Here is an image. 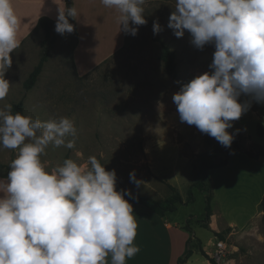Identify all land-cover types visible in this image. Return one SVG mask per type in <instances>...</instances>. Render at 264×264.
Segmentation results:
<instances>
[{
	"label": "rangeland",
	"instance_id": "374dc122",
	"mask_svg": "<svg viewBox=\"0 0 264 264\" xmlns=\"http://www.w3.org/2000/svg\"><path fill=\"white\" fill-rule=\"evenodd\" d=\"M144 9L147 24L139 26L136 36L120 31V25L116 23L119 14L114 10L112 21L107 19V13L95 15L98 18L94 28L96 34L90 36L88 27L84 28L86 24L81 27L76 37L81 49L91 45L107 49L124 37L117 52L83 77L75 74L71 59L74 31L61 35L55 31L54 24V45L35 84L25 92L22 82L39 59L44 37L40 28L31 33L11 54L12 66L5 78L12 85L7 97L0 101V108L12 105L25 95L24 115L42 121L60 117L74 121L77 129L75 147L49 145L42 156L48 168L62 164L66 158L83 164L89 156H96L106 170H115L117 190L128 189L137 195L166 200L172 194L168 183L185 200L189 185L201 179L195 168L196 155L201 152L212 154V151L205 145L203 133L194 125L180 121L172 97L184 84L211 71L209 65L215 49L213 45L197 49L191 43L190 33L185 31L182 38H177L167 27L175 0H146ZM154 21L162 26V31L155 35ZM161 43L175 53L177 76L174 79L168 77L159 59ZM248 99L241 96L240 102ZM228 131L242 136V149L264 148V104L252 101L250 109L234 121ZM146 143L181 147L178 152L183 157L175 161L169 157L170 161L165 165L172 171L161 173L168 181L153 172V165L159 168L164 161L150 157L145 150ZM15 155L13 150L0 147V164L11 163ZM230 158L226 171H208L213 181L211 204L220 223L233 221L237 225L214 231L209 218L207 226H203L205 223L200 220L203 218L204 194L195 188H192V202L177 204V209L168 214L180 223L179 227L187 237L191 233L184 226L192 230L189 247L195 251L188 264H196L202 259L196 251L197 246L206 254L210 252L215 237L227 242L225 264H264V206L260 204L258 211L255 207L264 188V156L259 160L242 150H234ZM7 172L6 168H0L1 174ZM132 172L140 181L138 186L130 180ZM212 220L214 225L215 217ZM229 232L232 234L227 236Z\"/></svg>",
	"mask_w": 264,
	"mask_h": 264
},
{
	"label": "clouds",
	"instance_id": "9594fccd",
	"mask_svg": "<svg viewBox=\"0 0 264 264\" xmlns=\"http://www.w3.org/2000/svg\"><path fill=\"white\" fill-rule=\"evenodd\" d=\"M118 15L120 31L136 36L147 24L146 0H100ZM76 7L58 9L55 31L72 33ZM21 21L13 0H0V101L9 94L5 78L11 54L20 47ZM167 27L177 38L185 31L203 50L214 46L211 71L173 94L181 122L230 148L228 129L251 107L264 104V0H175ZM162 31L153 22V33ZM241 96L249 97L243 103ZM237 132L239 130L237 129ZM77 129L68 117L42 121L0 108V147L13 150L6 178H0V264H127L140 247L134 243L138 224L133 205L117 190L115 170L96 156L80 164L66 158L46 167L49 145L75 147ZM72 137L73 139H69ZM130 180L140 184L135 173Z\"/></svg>",
	"mask_w": 264,
	"mask_h": 264
},
{
	"label": "crops",
	"instance_id": "0c3cea01",
	"mask_svg": "<svg viewBox=\"0 0 264 264\" xmlns=\"http://www.w3.org/2000/svg\"><path fill=\"white\" fill-rule=\"evenodd\" d=\"M13 4L16 10V14L21 21L20 30L18 33V39L21 41L20 46L27 39V37L31 35V33L39 29L37 23L40 18H47L49 20L56 22L59 7L61 8V10H63L65 6L76 7L78 11V16L76 17V20L70 18L74 25V33H75V41L73 44L74 47L72 46L73 48H71L73 50L71 59L73 62L74 72L78 77H83L87 75L97 66H99L101 63H103L107 58H109L111 55L117 52L123 44V39H124L123 36L122 39L119 40L116 45L108 46L107 49H104V46L103 49L100 47L98 49L96 46L93 45L81 49L80 44L76 42V37L79 31L81 30V27L84 26L85 24L86 26L84 28L88 27L90 36H92V34H96L97 29L94 28L96 26V23L98 22L97 21L98 18H95V15L97 13L100 14L107 13L106 14L107 19L111 21L113 20L114 18V15L112 14L113 10L105 8L100 3V0H70L69 5L67 4L66 0H13ZM116 23L119 24L118 22ZM180 148L181 147H179L178 144L160 143L154 145L153 143H146L145 150L147 151L149 156L156 160L164 161V165H161L159 167V168L162 167L160 172L158 170L159 168H155L154 165L152 168L153 172L161 176L162 179L167 180L163 178V176L166 173H170L172 169L169 170L165 165V163L170 161L169 157L173 161L183 157V154L178 152ZM151 150H158L160 152L152 153ZM168 150L170 151L169 153L165 152ZM260 157L258 156L255 159L260 160L261 159ZM152 158H150V162H152L153 160ZM230 159L231 158L228 159L226 165L219 168H213L210 170L216 171L218 169H222L226 171L227 168L230 166ZM161 173H165V174L161 175ZM6 176L7 174L0 173V178H6ZM210 179H211V183H213L211 177ZM263 195H264V188L262 189L261 196L255 202V207L257 208L256 211H258L260 207V202ZM129 203L133 205V211L134 214L136 215L138 228H137V236L134 243L140 247V252L134 258L129 259L127 261V264H177V258L184 251L185 240L187 239V235L184 233L182 227H179L181 226L180 223H178L168 215L161 217L142 205L133 202H129ZM213 217H215L214 225H212ZM209 224L211 226V229L214 231H219L226 227L233 228L232 226L237 225L236 222L233 221L220 223L219 216L218 214L215 213L213 208H212V214L210 216ZM231 234L232 232H229L227 236H230ZM190 257L187 259V261L184 264L189 263ZM110 260L111 257L109 256L108 257L109 264H110ZM196 264H212V263H210L208 259L202 256V259L197 260Z\"/></svg>",
	"mask_w": 264,
	"mask_h": 264
},
{
	"label": "trees",
	"instance_id": "16d2710c",
	"mask_svg": "<svg viewBox=\"0 0 264 264\" xmlns=\"http://www.w3.org/2000/svg\"><path fill=\"white\" fill-rule=\"evenodd\" d=\"M66 1L69 5L70 0ZM69 21L72 23V20L70 18ZM55 23L56 22L47 18H40L38 20L37 26L43 31L44 37L41 41L39 59L22 82V87L25 92L33 87L37 80V77L42 71L44 63L48 59L50 50L52 49L56 39L55 35L53 34V26ZM159 59L162 61L163 67L168 77H170L171 79L176 78L177 69L175 63V53L164 43H161ZM24 96L25 95H23L18 101L12 103L11 106L13 113L19 111L24 114ZM233 134L235 138L230 148L222 146L218 141L215 140V138H212L207 134H203V141L205 145L212 151V154L201 152L196 155L197 161L195 163V168L197 169L201 179H197L189 185L185 200L182 199L177 189L173 185H170L168 183L167 186L172 191V194L166 200H159L150 196L137 195L134 192H131V196H125V199H127L129 202L142 205L158 216L164 217L174 212L177 209V204H186L192 202L194 200L192 188H195L204 194L203 218L200 221L202 223H205L203 226L206 227L207 222L209 221V218L212 214V183L208 175V171L210 169L219 168L226 165L234 150H242L250 157L264 156V148L262 147H256L252 150L242 149L240 144L242 136L237 132ZM9 165L10 163L7 165L0 164V168H6L9 171ZM260 204L262 207L264 206V195L261 199ZM184 228L191 234L185 240L184 251L177 258V264H184L194 251V249L189 247V244L193 237L192 230L187 225H185ZM216 234L220 235V233ZM196 251H198L204 258L208 259L210 263L215 264L200 246H197Z\"/></svg>",
	"mask_w": 264,
	"mask_h": 264
},
{
	"label": "built area",
	"instance_id": "2783aa9c",
	"mask_svg": "<svg viewBox=\"0 0 264 264\" xmlns=\"http://www.w3.org/2000/svg\"><path fill=\"white\" fill-rule=\"evenodd\" d=\"M228 253L227 242L223 238L215 237V241L212 243L208 256L215 264H225V258Z\"/></svg>",
	"mask_w": 264,
	"mask_h": 264
}]
</instances>
